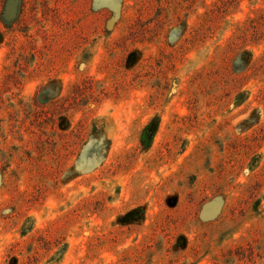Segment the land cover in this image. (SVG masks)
I'll return each mask as SVG.
<instances>
[{"label": "rangeland", "instance_id": "obj_1", "mask_svg": "<svg viewBox=\"0 0 264 264\" xmlns=\"http://www.w3.org/2000/svg\"><path fill=\"white\" fill-rule=\"evenodd\" d=\"M8 1L0 264H264V0Z\"/></svg>", "mask_w": 264, "mask_h": 264}, {"label": "water", "instance_id": "obj_2", "mask_svg": "<svg viewBox=\"0 0 264 264\" xmlns=\"http://www.w3.org/2000/svg\"><path fill=\"white\" fill-rule=\"evenodd\" d=\"M17 0H9L8 2H7V5H6V7H5V14H10V7L11 8H14V11H16L15 10V7L17 6ZM14 11H13V13H12V15L14 14Z\"/></svg>", "mask_w": 264, "mask_h": 264}]
</instances>
